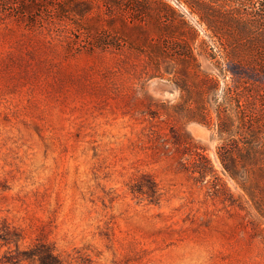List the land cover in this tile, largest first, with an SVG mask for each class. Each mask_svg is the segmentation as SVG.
I'll return each mask as SVG.
<instances>
[{
    "label": "rangeland",
    "instance_id": "obj_1",
    "mask_svg": "<svg viewBox=\"0 0 264 264\" xmlns=\"http://www.w3.org/2000/svg\"><path fill=\"white\" fill-rule=\"evenodd\" d=\"M160 1L196 31L198 69L218 82L202 98L210 126L180 106L193 66L164 59L160 76L126 46L70 50L64 34L0 19V264H264V175L252 163L227 175L214 123L231 83L261 108L258 0H231L216 34ZM112 30L132 37L119 20Z\"/></svg>",
    "mask_w": 264,
    "mask_h": 264
},
{
    "label": "trees",
    "instance_id": "obj_2",
    "mask_svg": "<svg viewBox=\"0 0 264 264\" xmlns=\"http://www.w3.org/2000/svg\"><path fill=\"white\" fill-rule=\"evenodd\" d=\"M179 1L197 18L199 25H204L207 30L216 34L229 15L226 6L231 0ZM94 5L107 16L104 29L99 26L98 14L87 20ZM253 7V20L264 28V0H258ZM4 18H12L30 29L46 30L57 36L64 34L70 50L106 51L120 50L126 46L146 56L160 76V62L164 59L193 66V82L189 84L188 81L181 80L180 88L185 92V98L180 106L184 108L182 110L186 113L187 121L206 126L212 124L209 109L202 98L208 95L209 89H216L218 82L198 69L194 50L189 42L196 40V31L168 4L160 0H0V19ZM116 20L134 38L118 31L113 32ZM150 20L159 32L155 36L150 35L147 30ZM182 28L190 36L188 40L181 35ZM231 84L223 88L222 101L214 105L216 129L220 136L227 137L218 147V158L223 170L233 180H237V173L240 171L252 168L248 167L250 163L253 166L260 164L258 169L264 175V142H259L260 134L264 132V95H260L261 108L258 109L252 101L241 100L244 97L251 98L252 88L240 83ZM191 96L198 100H191ZM234 104L235 108L231 109ZM186 105L195 106L185 109ZM232 136L237 138H230ZM239 185L245 189L243 183ZM50 258L53 259L49 256L48 259ZM40 264L48 263L41 260Z\"/></svg>",
    "mask_w": 264,
    "mask_h": 264
}]
</instances>
